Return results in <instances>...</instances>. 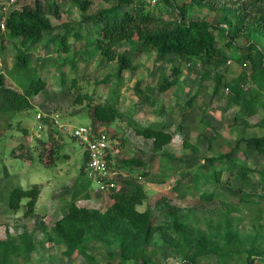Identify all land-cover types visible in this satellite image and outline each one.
<instances>
[{
	"label": "rangeland",
	"instance_id": "1",
	"mask_svg": "<svg viewBox=\"0 0 264 264\" xmlns=\"http://www.w3.org/2000/svg\"><path fill=\"white\" fill-rule=\"evenodd\" d=\"M20 1L32 9L43 8L52 29L33 47H24L8 35L0 37V77L4 82L0 88V242L8 248L22 241L35 246L29 252H12L3 247L7 259L4 264H92L81 255L66 256L65 247L53 233L56 224L69 213L83 163L82 147L60 131L55 120L70 128L98 124L102 121L94 117L95 109L113 103L123 114L115 122L104 123L111 136L114 167L118 160L143 161L144 166L123 173L146 192L147 201L137 210L149 211L156 227L153 241L136 264L150 258L159 264L184 263V254L163 238L175 214L189 223L193 235L229 221L244 242L233 245L226 259L215 254L201 259L199 264H235L245 260L252 246L264 255V155L245 153L243 142L264 137V108L251 115L236 99L240 88L247 92V98L254 96L264 101V78L258 75L259 82H252L248 58L252 17L245 5L255 0H174L173 11H168L166 2L150 7L160 20L154 27L157 29L190 19L210 23L218 58L224 61L206 75L202 61L186 62L175 55L161 57L150 46L140 43L134 48L125 42L117 50L127 54L136 69L124 71L119 77L118 62H103L98 55L89 58L97 35L96 27L86 22L88 17L120 4V0ZM241 13H247V17L239 23L237 16ZM229 23L233 27L227 31ZM65 27L71 31L69 53L58 51L52 39ZM78 29L80 33L76 35ZM256 42L263 49L261 42ZM24 53L44 86L18 109L19 104L14 107L2 100L10 101L4 97L8 91L23 94L11 76L18 73L14 68ZM174 66L180 69L178 76L173 75ZM168 79L179 82L169 91H160ZM192 99L193 105H187ZM39 123L44 125L40 131ZM138 127L162 130L172 140L158 151L155 140L139 135ZM221 155L225 158L216 161L214 169L225 170L229 158L234 171L223 172L221 181L215 184L206 179L196 183V172L202 164ZM16 189L34 192L13 208L16 202L12 193ZM119 189L131 190L122 184ZM87 191L88 197L76 199L78 208L105 213L115 203L109 193L92 188ZM205 194H213V199L207 201ZM85 249L101 264H119L118 248L105 239L93 240ZM108 252L116 258L110 259Z\"/></svg>",
	"mask_w": 264,
	"mask_h": 264
},
{
	"label": "trees",
	"instance_id": "2",
	"mask_svg": "<svg viewBox=\"0 0 264 264\" xmlns=\"http://www.w3.org/2000/svg\"><path fill=\"white\" fill-rule=\"evenodd\" d=\"M174 0H162L168 4V11H173L175 6ZM187 3H199L203 0H186ZM22 7L20 10L12 9L8 22L5 36L19 40L24 47L31 45L38 46L46 33L50 32L52 27L45 17L43 8H35L26 6L20 1ZM120 4L101 11L96 16L88 17L86 23H91L96 27V40L92 41L93 45L89 51V58L92 56H100L103 62H118L119 69L117 76H121L124 71L135 70L133 61L129 59L127 54H120L117 46L122 43H130L133 47H137L141 43L143 46L152 47L161 57H170L175 55L179 60L189 62V60H199L205 63V74L215 71L224 59L218 58L216 39L213 33V26L203 19H190L188 22L175 23L174 26L168 25L164 29L154 28L160 21L154 14V11L146 3L141 0H120ZM202 3V2H201ZM204 4V3H203ZM211 7V3H205ZM159 5V4H158ZM157 5V6H158ZM174 6V7H172ZM245 9H250L247 13H251L249 27V38L252 39V45L249 48L248 58L252 63V82L258 81V75L264 78V0H255V3L246 2ZM130 7V8H128ZM85 9V8H83ZM244 10V9H243ZM245 11V10H244ZM248 11V10H247ZM247 13H241L237 17L239 23L245 20ZM237 25V24H236ZM233 24H228L227 31L232 30ZM237 31L239 26H236ZM234 31V32H235ZM71 31L65 27L62 34L53 36L55 46L58 51L69 53L70 48L67 46ZM80 31L76 35H79ZM4 36V35H3ZM80 38V36H78ZM137 39V40H136ZM261 42L263 49H260L257 42ZM259 48V49H258ZM29 56L24 55L18 59L14 72L18 71L15 76H11L15 84L22 89L23 94L8 91V95L4 96L10 101L2 100L6 105H17L21 109V104H27L28 98L36 95L43 87V83L37 77L36 72L31 67ZM180 69L176 66L173 68V75L178 76ZM262 80V79H261ZM179 80L166 82L161 86L160 91L166 92L176 86ZM4 82L0 77V88H3ZM244 88V87H243ZM4 90V89H2ZM215 91H218L216 88ZM247 92L240 89L236 92V99L242 101L243 111L249 114H256L259 108H264V101L254 96L247 98ZM251 95V94H250ZM193 99L186 102L187 105H193ZM95 118L102 121L99 124L105 125L115 122L123 117L116 105L113 103L98 106L95 111ZM95 125V124H90ZM261 126H264V118ZM137 133L149 139L155 140V148L160 151L163 144L170 143L172 136L162 130L154 128H137ZM246 144L245 153L264 155V137H254L244 140ZM52 155V154H51ZM222 156V155H221ZM83 157V156H82ZM87 157L83 158L81 178L78 180L76 189L72 195V203L69 207V213L60 220L53 229V233L58 243L65 247V255L72 257L81 255L86 257L92 264H101L92 255H89L87 249L88 244L98 238L105 239L109 244H113L118 248L119 264H136L137 260L144 257L146 247L151 244L154 239L156 227L152 223V216L149 211L140 213L137 210L139 205L147 201V194L144 189L134 186V179L119 176V182L126 188L131 190H119L109 193V197L115 201L113 206L105 213L99 210H88L78 208L75 201L81 195L88 197L87 189L92 188V183L86 178L83 167ZM109 156V160H111ZM225 156L207 159L205 163L198 169L195 176L196 183L199 184L201 179H206L211 184L221 181L223 172H233V168L228 159V166L225 170L217 171L214 169L216 161H222ZM117 169L125 172H131L135 167H142L145 164L142 160L131 158L127 160H118ZM52 164V162H50ZM241 177V176H240ZM238 176V178L240 179ZM87 185H84V182ZM87 191V192H86ZM34 191H23L16 189L12 193L13 208H18L20 200L32 197ZM204 199L211 201L212 195H204ZM218 226L209 228V232H199L193 235L188 222H183L181 218L175 214L171 222L166 225L165 242L173 247L176 251L184 254L183 264H199L201 259L217 254L223 260L226 254L231 252L233 245L243 244L237 231L232 230L229 221L224 224L218 223ZM223 231V237L222 235ZM17 251L21 250L29 252L35 246L31 243L22 241L17 246L8 248L7 244L0 242V262L6 263V257L2 248ZM245 260L235 262V264H264V255L260 249L252 246L248 251ZM110 259L116 256L112 252H108ZM240 259H244L240 256ZM143 264H159L152 258L145 260Z\"/></svg>",
	"mask_w": 264,
	"mask_h": 264
},
{
	"label": "built area",
	"instance_id": "3",
	"mask_svg": "<svg viewBox=\"0 0 264 264\" xmlns=\"http://www.w3.org/2000/svg\"><path fill=\"white\" fill-rule=\"evenodd\" d=\"M149 6H156L162 0H141ZM22 7L20 0H0V37L6 34L7 22L12 9L20 10ZM41 120L42 117H40ZM43 122V121H42ZM59 130L69 134L70 138L79 143L82 147L83 158L87 157L83 167L86 178L92 183V189L102 194L117 192L121 183L119 176L128 177L123 170L114 167L113 149L111 146V136L102 124L78 125L71 128L60 124L55 120ZM44 125L39 123L38 131ZM111 156V160H109Z\"/></svg>",
	"mask_w": 264,
	"mask_h": 264
},
{
	"label": "clouds",
	"instance_id": "4",
	"mask_svg": "<svg viewBox=\"0 0 264 264\" xmlns=\"http://www.w3.org/2000/svg\"><path fill=\"white\" fill-rule=\"evenodd\" d=\"M83 156V155H82Z\"/></svg>",
	"mask_w": 264,
	"mask_h": 264
}]
</instances>
